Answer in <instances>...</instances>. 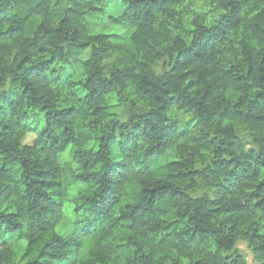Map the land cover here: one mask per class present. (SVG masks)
Listing matches in <instances>:
<instances>
[{"label":"clouds","instance_id":"1","mask_svg":"<svg viewBox=\"0 0 264 264\" xmlns=\"http://www.w3.org/2000/svg\"><path fill=\"white\" fill-rule=\"evenodd\" d=\"M0 264H264V0H0Z\"/></svg>","mask_w":264,"mask_h":264}]
</instances>
